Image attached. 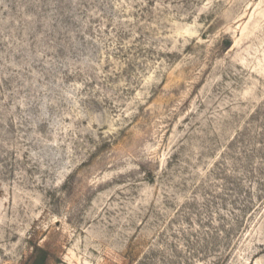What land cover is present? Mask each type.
<instances>
[{
  "label": "rangeland",
  "instance_id": "rangeland-1",
  "mask_svg": "<svg viewBox=\"0 0 264 264\" xmlns=\"http://www.w3.org/2000/svg\"><path fill=\"white\" fill-rule=\"evenodd\" d=\"M0 264H264V0H0Z\"/></svg>",
  "mask_w": 264,
  "mask_h": 264
}]
</instances>
